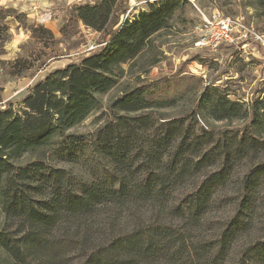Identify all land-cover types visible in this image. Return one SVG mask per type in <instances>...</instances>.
Returning a JSON list of instances; mask_svg holds the SVG:
<instances>
[{
  "label": "trees",
  "instance_id": "trees-1",
  "mask_svg": "<svg viewBox=\"0 0 264 264\" xmlns=\"http://www.w3.org/2000/svg\"><path fill=\"white\" fill-rule=\"evenodd\" d=\"M185 3L148 2L115 31L119 0L77 6L105 45L49 73L17 111L0 109V264H264V99L246 105L213 85L171 117L177 99L140 81L95 133H70ZM7 17L0 8V24ZM202 119L246 124L215 131ZM28 154L38 156L18 165Z\"/></svg>",
  "mask_w": 264,
  "mask_h": 264
},
{
  "label": "rangeland",
  "instance_id": "rangeland-1",
  "mask_svg": "<svg viewBox=\"0 0 264 264\" xmlns=\"http://www.w3.org/2000/svg\"><path fill=\"white\" fill-rule=\"evenodd\" d=\"M94 1L0 0V6L6 9L8 15L0 24V109L13 103L17 111L30 88L49 73L78 63L105 45L109 37L87 28L75 15L77 6ZM119 1L123 14H118V25L112 31L127 19L133 21L145 12L148 2L156 0ZM215 11L233 19L244 18L257 33L264 35V8L257 0H186L168 29L154 37L151 51L133 64L124 66L126 73L117 87L100 95V108L70 133H95L106 123L111 102L126 88L137 86L140 81L146 85L162 86L167 90L165 95L177 99V105L167 109L166 114L171 117L191 113L202 90L213 85L222 87L231 99L246 105L258 98L264 99V46L259 43L246 47L225 44L215 50L196 47L204 16L210 17ZM91 47L94 49L91 50ZM152 62L155 65L151 66ZM206 124L210 129L221 131L239 128L246 123L209 120ZM37 156L28 154L18 165L23 166ZM57 166L71 168L66 164ZM77 169L73 167V170ZM223 216V213L218 215L220 218ZM107 217L100 218L99 222ZM148 217L144 212L140 220ZM138 220L135 216L123 219L119 228L131 227ZM3 224L4 215L0 206V228Z\"/></svg>",
  "mask_w": 264,
  "mask_h": 264
},
{
  "label": "built area",
  "instance_id": "built-area-1",
  "mask_svg": "<svg viewBox=\"0 0 264 264\" xmlns=\"http://www.w3.org/2000/svg\"><path fill=\"white\" fill-rule=\"evenodd\" d=\"M200 35L196 42L197 48H213L230 44L246 47L252 43L264 46V35L257 33L253 25L247 24L244 18L233 19L213 12L210 17L204 16L203 23L199 28ZM91 50L94 47L90 48Z\"/></svg>",
  "mask_w": 264,
  "mask_h": 264
},
{
  "label": "crops",
  "instance_id": "crops-1",
  "mask_svg": "<svg viewBox=\"0 0 264 264\" xmlns=\"http://www.w3.org/2000/svg\"><path fill=\"white\" fill-rule=\"evenodd\" d=\"M0 8L4 9L6 11V9L3 6H0Z\"/></svg>",
  "mask_w": 264,
  "mask_h": 264
}]
</instances>
